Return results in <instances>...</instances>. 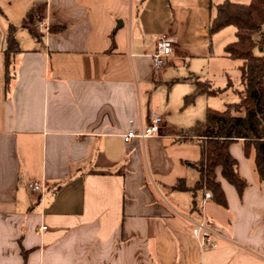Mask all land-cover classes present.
I'll list each match as a JSON object with an SVG mask.
<instances>
[{
    "label": "crops",
    "instance_id": "1",
    "mask_svg": "<svg viewBox=\"0 0 264 264\" xmlns=\"http://www.w3.org/2000/svg\"><path fill=\"white\" fill-rule=\"evenodd\" d=\"M225 1L0 0V264H264V182L243 141L230 146L242 196L217 169L227 207L174 189L199 180L200 157L185 154L197 138L180 131L230 104L209 100L205 116L177 118L178 100L198 80L221 91L209 98L242 89L225 54L236 28L211 34ZM11 26L20 51L7 66ZM161 35L173 50L155 69ZM158 85L171 88L166 100L154 97ZM154 113L164 119L157 135L125 140ZM31 181L46 190L30 191ZM201 221L211 248L192 233Z\"/></svg>",
    "mask_w": 264,
    "mask_h": 264
},
{
    "label": "trees",
    "instance_id": "2",
    "mask_svg": "<svg viewBox=\"0 0 264 264\" xmlns=\"http://www.w3.org/2000/svg\"><path fill=\"white\" fill-rule=\"evenodd\" d=\"M236 28V40L225 47V54L242 62L240 66L242 89L237 92L239 101L230 103L224 111L208 109L204 122L181 130L182 140H194L200 148V158L194 163L199 180L189 187L182 179L174 189L191 191L196 198L199 191L210 192L211 199L222 207L227 201L220 183L217 169L242 196L248 183L239 174V163L231 155L230 146L243 141L245 156L254 151V165L259 181L264 182V0L249 3L225 1L217 5L211 22V34L227 27ZM7 66L19 51L15 28L7 33ZM259 50V54H256ZM221 91L213 89L209 82L196 81L195 91L184 99L185 106L193 104L202 95L214 96ZM194 210L198 211L194 199Z\"/></svg>",
    "mask_w": 264,
    "mask_h": 264
},
{
    "label": "built area",
    "instance_id": "3",
    "mask_svg": "<svg viewBox=\"0 0 264 264\" xmlns=\"http://www.w3.org/2000/svg\"><path fill=\"white\" fill-rule=\"evenodd\" d=\"M172 50L173 40L168 35L159 36L156 42V50L153 55L155 69H161L166 64L167 58L172 54ZM163 120L162 115L154 113L149 125L142 126L138 131L136 129H131L124 135V138L126 141H130L133 138L145 140L149 137L155 136L160 131ZM28 188L34 193H40L46 190L45 184L38 181H31ZM206 198H211L210 192H206ZM192 233L201 242V245L203 246L202 248L207 249L214 246L210 240L212 231L204 221L194 223Z\"/></svg>",
    "mask_w": 264,
    "mask_h": 264
},
{
    "label": "rangeland",
    "instance_id": "4",
    "mask_svg": "<svg viewBox=\"0 0 264 264\" xmlns=\"http://www.w3.org/2000/svg\"><path fill=\"white\" fill-rule=\"evenodd\" d=\"M233 2H237V3H243L244 2L245 4H247L250 2V0H239V1H233ZM231 29L233 30L235 28L232 27V28H230V30ZM231 38H232L231 42L235 41V39H236L235 34ZM255 52H256V54H259V50H256ZM239 63H242V62L241 61H231L230 65H229V71H228L229 77L232 81V85L234 88H237V89L238 88L241 89L240 72L238 71V68H237ZM218 78L219 77H216L214 82H216L218 80ZM179 87H180V84L177 85V91L179 90ZM170 89L171 88L169 86L158 85L157 87H155V89H153L154 90L153 91L154 97H156V95H158V97L166 100L169 93H170ZM202 99L203 100H196L193 104L188 105V106H185L183 99H181V101L178 100L177 118H178V115L184 116L189 111H191L193 109L195 111H200V114L202 116L203 114H205L204 112H205V109L207 108L206 105L208 104L206 102L209 100H210V102H212V105L219 107L218 110H223L225 108L226 103H235V102L239 101L238 94H236L234 91H228L227 95H225L223 98H221V97L209 98L208 96H204ZM199 101H201V102H199ZM203 116H205V115H203ZM203 119H204V117H201V120H203ZM186 147L187 148H186L185 154H187V156L190 158L191 162H193L194 160H198V158L200 157L199 148L197 146H194V145H189ZM194 174H195V172H194ZM194 174H189L188 178L191 180Z\"/></svg>",
    "mask_w": 264,
    "mask_h": 264
}]
</instances>
